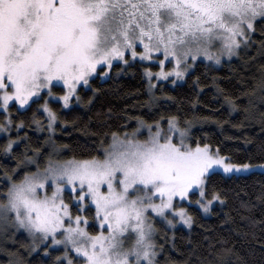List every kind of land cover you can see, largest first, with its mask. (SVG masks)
Listing matches in <instances>:
<instances>
[{"label": "snow or ice", "instance_id": "6c2138e0", "mask_svg": "<svg viewBox=\"0 0 264 264\" xmlns=\"http://www.w3.org/2000/svg\"><path fill=\"white\" fill-rule=\"evenodd\" d=\"M258 24L264 0H0V132L22 130L25 121L15 122L12 113L33 105L29 126L42 130L43 117L54 132L53 102L69 108L73 98L80 101L79 91L108 77L115 62L158 64L156 72L144 69L151 93L158 80L183 79L201 57L220 63L237 55ZM14 143L9 139L3 151ZM86 152L62 159L53 149L43 166L33 161L35 171L4 174L0 225L63 246L56 264H158L156 224L175 227L178 217L191 226L179 205L198 193L195 203L208 212L215 201L224 203L220 191H208L217 170L252 168L230 163L208 143L193 146L176 116L138 117L137 127L113 131L110 139L106 133ZM93 208L90 224L84 213Z\"/></svg>", "mask_w": 264, "mask_h": 264}, {"label": "trees", "instance_id": "16d2710c", "mask_svg": "<svg viewBox=\"0 0 264 264\" xmlns=\"http://www.w3.org/2000/svg\"><path fill=\"white\" fill-rule=\"evenodd\" d=\"M262 29L264 24H258L249 46H241L237 55L221 57L218 66L201 57L183 79L158 80L151 93L144 69L151 67L156 72V65L138 62L128 67L117 62L108 77L97 76L90 87L82 88L80 101L73 98L69 108L53 102L58 114L54 132L47 130L43 117L42 130L35 124L29 126L35 105L27 112H13L14 121L24 120L25 126L19 132L10 126L0 136V192L6 188V172L15 169L22 176L35 171L33 161L39 160L43 166L53 149L62 159L86 155V147L97 148L106 133L110 139L113 131L137 127L138 117L151 121L176 116L182 127H189L193 146L199 140L211 145L213 151L219 148L230 163L264 165ZM9 139L15 143L12 151L5 153L3 146ZM216 190L224 203L215 201L207 215L195 203L198 193L191 204L185 203L192 216L188 229L157 227L158 264H206L207 260L214 264H264V172H217L208 182L209 194ZM93 214V209L87 213L90 224H94ZM44 249L33 253L22 233L2 234L0 264H56L62 251L48 249L47 254Z\"/></svg>", "mask_w": 264, "mask_h": 264}, {"label": "rangeland", "instance_id": "374dc122", "mask_svg": "<svg viewBox=\"0 0 264 264\" xmlns=\"http://www.w3.org/2000/svg\"><path fill=\"white\" fill-rule=\"evenodd\" d=\"M225 56H227V55H225ZM223 57L224 56H222V58ZM115 63H117V62H115ZM208 63H210V64H212L214 66H218L220 64V63H215L214 61H209ZM145 64H148V63L145 62ZM154 65H156L157 68H158V70H159V65L158 64H154ZM101 79H103V78L101 77ZM7 132H0V136L4 135ZM144 135L145 136L147 135L146 130H144ZM252 171H263L264 172V167H262V166H252V168L249 171H247V172H241V173H235V172H233V173H224L222 168H220V169L217 170V172H220V173H223V174H244V173H249V172H252ZM185 203L186 204H191L188 201H184L179 206H183V207L187 208V205ZM93 210H94V208H93ZM203 213L206 214V215L208 214V212H204V211H203ZM84 215H87V213H84ZM158 226H162V227L168 229L169 231H173L177 227H181V228H184V229H188L190 227V226L185 225L182 222H180L179 219H178V217H177V223H176L175 227H172V226L168 225L167 222H165V221H160V223H157L156 224V229H157ZM9 232L12 233V234H16V233H22V234H24L27 237V239H28V242H29V244L31 246V249H32V252L33 253L36 252V251H38L41 247L46 246V245L48 246V249H54V247H58L59 250H61L62 253H63V246H52L51 245V240H48L46 242L45 241H41L38 238H33L32 236H29L28 233L25 232L23 229H17L13 225H6V226L5 225H0V235L7 234ZM157 235L158 234H157V230H156L155 236H154L155 240H157ZM73 255H75V254L73 253Z\"/></svg>", "mask_w": 264, "mask_h": 264}]
</instances>
